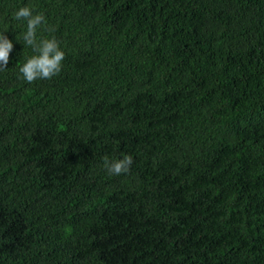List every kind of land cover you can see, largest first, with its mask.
Here are the masks:
<instances>
[{
  "label": "trees",
  "instance_id": "1",
  "mask_svg": "<svg viewBox=\"0 0 264 264\" xmlns=\"http://www.w3.org/2000/svg\"><path fill=\"white\" fill-rule=\"evenodd\" d=\"M0 32V264H264V0H0Z\"/></svg>",
  "mask_w": 264,
  "mask_h": 264
},
{
  "label": "clouds",
  "instance_id": "2",
  "mask_svg": "<svg viewBox=\"0 0 264 264\" xmlns=\"http://www.w3.org/2000/svg\"><path fill=\"white\" fill-rule=\"evenodd\" d=\"M14 19L26 22L23 40L36 53L19 68L24 81L31 84L38 79L50 80L59 75L62 70V61L65 59L60 42L54 37H37V30L46 25L44 14L42 12L34 14V9L24 6L15 12ZM46 30L53 31L54 29L48 27ZM12 49V42L4 35V32H0V71L6 69ZM132 163L133 157L130 154L116 160H109L107 156L103 158V166L109 175L119 176L129 173Z\"/></svg>",
  "mask_w": 264,
  "mask_h": 264
}]
</instances>
